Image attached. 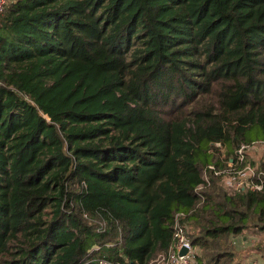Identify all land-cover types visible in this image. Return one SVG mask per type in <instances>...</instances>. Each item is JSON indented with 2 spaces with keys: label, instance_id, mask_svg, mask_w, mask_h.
Here are the masks:
<instances>
[{
  "label": "trees",
  "instance_id": "1",
  "mask_svg": "<svg viewBox=\"0 0 264 264\" xmlns=\"http://www.w3.org/2000/svg\"><path fill=\"white\" fill-rule=\"evenodd\" d=\"M254 140L264 0H9L0 13V264H149L179 213L199 264H247L233 238L264 230V186L230 193L204 173Z\"/></svg>",
  "mask_w": 264,
  "mask_h": 264
},
{
  "label": "built area",
  "instance_id": "2",
  "mask_svg": "<svg viewBox=\"0 0 264 264\" xmlns=\"http://www.w3.org/2000/svg\"><path fill=\"white\" fill-rule=\"evenodd\" d=\"M9 0H0V13H2ZM221 146L220 142L216 143ZM253 152H258L264 156V142H241L235 148L234 156L228 161V165L223 169H217L214 164H210L204 173L206 183L209 182L208 173L213 171L218 176H223L230 193L240 190L260 191L264 186V170L257 165L247 163L249 156ZM233 185V189L231 188ZM204 184L196 188L201 192ZM185 216L184 213L177 215L173 242L169 250L159 254L152 259L149 264H199L197 246L192 243L187 234L189 226L180 220ZM183 248L187 249L185 254H181ZM100 264H114L107 260H101Z\"/></svg>",
  "mask_w": 264,
  "mask_h": 264
},
{
  "label": "rangeland",
  "instance_id": "3",
  "mask_svg": "<svg viewBox=\"0 0 264 264\" xmlns=\"http://www.w3.org/2000/svg\"><path fill=\"white\" fill-rule=\"evenodd\" d=\"M256 141L261 142V140H254V142ZM218 147L220 148L222 146ZM223 148L224 147L221 149ZM263 159L262 154L258 152H253L249 156V161H254L255 164L261 163ZM231 186L233 189V185ZM47 212L46 217L49 218L51 209H48ZM233 241L235 244L237 258L244 260L247 264H264V230H259L255 226H251L244 232L243 235L234 237ZM197 251L199 255L202 254V250L198 246ZM159 254H157L154 258H156Z\"/></svg>",
  "mask_w": 264,
  "mask_h": 264
},
{
  "label": "water",
  "instance_id": "4",
  "mask_svg": "<svg viewBox=\"0 0 264 264\" xmlns=\"http://www.w3.org/2000/svg\"><path fill=\"white\" fill-rule=\"evenodd\" d=\"M186 252H187V249L183 248L182 251H181V254H185Z\"/></svg>",
  "mask_w": 264,
  "mask_h": 264
}]
</instances>
